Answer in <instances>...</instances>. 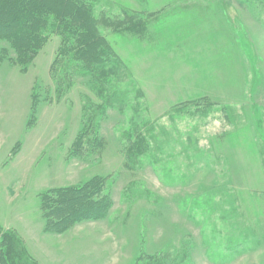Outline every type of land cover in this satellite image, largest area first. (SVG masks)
<instances>
[{"label": "rangeland", "instance_id": "374dc122", "mask_svg": "<svg viewBox=\"0 0 264 264\" xmlns=\"http://www.w3.org/2000/svg\"><path fill=\"white\" fill-rule=\"evenodd\" d=\"M94 3L95 12L113 15L125 4L148 20L150 30L140 38L120 39L112 28H99L128 63L110 89L135 90L145 80L147 97H113L105 115L94 118L107 142L104 150L74 158L82 107L88 98L98 99L82 78L73 80L67 94H58L49 74L58 38L25 74L9 61L0 63V230L14 234L23 264H151L157 253L182 242L191 245L190 264H264V240L252 253L231 252L245 227L264 237V218H259L264 211V2ZM2 50L7 58L14 56L5 41ZM136 100L140 115L154 122L157 165L142 158L130 171L123 164L121 137L130 129ZM121 101L134 103L123 109ZM195 159L201 170L186 176L181 164ZM99 176L113 201L107 217L61 234L45 232L42 195ZM227 178L239 190L244 215L231 213L236 204ZM249 201L253 208H246ZM186 203L196 206L185 213ZM201 230L210 244L202 242Z\"/></svg>", "mask_w": 264, "mask_h": 264}, {"label": "trees", "instance_id": "16d2710c", "mask_svg": "<svg viewBox=\"0 0 264 264\" xmlns=\"http://www.w3.org/2000/svg\"><path fill=\"white\" fill-rule=\"evenodd\" d=\"M94 1L97 0H0V41L7 42L14 54L9 59L7 55L2 54L7 51L2 50L0 63L9 61L13 67L18 69L19 73L25 74L39 52L53 37H57L58 46L50 65L49 74L56 86L58 85V94H67L71 90L73 80L82 78L87 81L91 93L98 99V102H95L87 97L89 103L82 107L81 127L74 139V148L77 151L74 158H84L85 155H93L104 150L107 142L101 138L100 126L96 124L94 118L97 115H105V105L113 97L122 101L124 99L130 101L131 98L129 97L134 95L138 100L139 98L145 100L148 94L149 83L145 80L140 81L138 87L134 84L135 90L127 88L124 92L110 89L114 87L112 85L114 79L121 76L122 68L128 67V63L126 64L116 52V47L110 38L104 36L99 29L101 26L112 28L120 39L140 38L139 36L146 35L150 30L148 20L142 19L137 13L130 11L125 4L117 15L105 13L104 10L95 12ZM261 2L263 3L264 0ZM136 74L138 75V73ZM122 76L130 78V75L122 74ZM138 100L133 102L134 104L132 103L133 106L121 101L122 106H124L121 108H126V105L134 107L138 104ZM200 100V102H204L206 99ZM184 102L188 104L190 100L177 103L171 109L177 110L179 106L185 105ZM32 109L34 110V105ZM33 110H31L32 117L34 116ZM133 112L135 115L130 122V129L124 131L121 137L122 153L124 154L123 164L130 171H133L137 165L140 166L141 159L146 158L151 160L153 167H156L157 160L154 158V150H152L153 146L156 148L154 122L150 118H143L137 107H134ZM195 160L188 165L181 164V168H185L187 171L186 176L189 174L196 175L201 170L197 162L199 159ZM169 174H166L165 177L170 178ZM169 180L175 183L173 178ZM224 184L234 188H231L234 193L231 195L236 206L232 205L231 213L237 212L244 215L246 210L240 204L241 196L235 187V182L227 178ZM214 188L219 190L218 186ZM191 200L193 199L190 197ZM256 200L258 201V198ZM192 202L196 201L193 200ZM192 205L191 203L189 205L191 209L196 206ZM40 206L46 219L45 232L61 234L79 223L105 219L113 206V201L111 195L105 191L103 177L99 176L78 186L57 189L44 197L42 195ZM189 206L187 203L184 205L185 213L190 212ZM247 206L246 208H253L252 201H249ZM258 206L256 205L255 208ZM198 210L201 211L202 208L198 207ZM260 211L259 218L262 219L264 218V214H262L264 211ZM250 218L252 217L250 216ZM249 221L251 222V220ZM242 231L243 236L233 241L235 246L231 250L237 256L252 253L262 246L263 243L260 241L264 240L263 233L259 232L261 233L259 234L256 229L248 228L246 230L245 227ZM202 234L203 231L201 230L202 242L206 245L210 244L206 236L202 238ZM14 237L13 233L0 230V240L2 241L0 264L24 263ZM189 244L182 242L178 247L172 246L171 248L170 246L168 250L157 253L158 258L151 264H190L188 260L189 255H191V245Z\"/></svg>", "mask_w": 264, "mask_h": 264}]
</instances>
